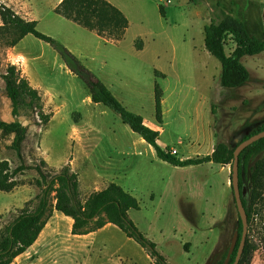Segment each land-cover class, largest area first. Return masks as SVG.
I'll return each mask as SVG.
<instances>
[{
  "label": "rangeland",
  "instance_id": "rangeland-1",
  "mask_svg": "<svg viewBox=\"0 0 264 264\" xmlns=\"http://www.w3.org/2000/svg\"><path fill=\"white\" fill-rule=\"evenodd\" d=\"M111 1L130 21L122 40L99 37L56 14L62 0H0V10L10 8L23 19L36 20L38 31L66 47L128 111L158 126L161 147L178 150L177 159L207 155L218 142L231 148L244 133L249 136L264 124V52L242 59L250 71L248 82L223 88L221 63L207 51L204 33L215 18L213 10L220 8L264 41V0ZM234 48L229 39L227 54ZM9 65L17 66L38 97L18 85L19 97L13 103L4 78ZM155 85L164 95L163 124L156 121ZM0 121H18L26 129L20 157L15 134L0 130V162H6L11 173L26 168L16 174L12 192L0 191L2 227L24 208H36V196L43 191L36 184L37 169L49 177L69 167L78 175L81 202L110 183L131 193L140 209L130 210L129 219L167 264L224 263L233 233L241 227L231 185L232 165H226L229 175L224 177L215 163L177 167L159 159L118 114L93 103L84 80L50 44L33 35L14 48L0 45ZM78 140H83L82 148L92 159L88 168L79 163L82 173L69 163L76 151L82 157V149H76ZM260 157L259 153L252 162ZM54 197L52 192L51 206ZM254 209L255 250L243 264H264V192ZM54 211L51 207V216ZM211 223L215 229H210ZM57 228L55 247L33 250L17 264L157 263L150 248L116 226L83 236L73 235L67 221L58 222Z\"/></svg>",
  "mask_w": 264,
  "mask_h": 264
},
{
  "label": "trees",
  "instance_id": "trees-1",
  "mask_svg": "<svg viewBox=\"0 0 264 264\" xmlns=\"http://www.w3.org/2000/svg\"><path fill=\"white\" fill-rule=\"evenodd\" d=\"M219 8V7H217ZM160 12L165 16L163 7ZM55 13L71 20L88 30L94 31L98 36L122 40L129 20L124 13L107 0H62L55 9ZM215 18L204 28L205 47L207 51L217 58L222 66L220 85L223 88L235 89L243 86L250 79L249 69L242 63L244 57H252L264 52V41L252 36L245 24L236 17L223 10H213ZM0 45L7 48L16 47L26 36L33 35L39 40L50 44L63 59L67 67L77 76L81 77L89 92L93 103L103 104L118 114L123 123L138 134L156 152L159 159L178 167L200 165L203 163H216L222 166L232 165L234 152L237 146L251 136L264 131V124L258 127L251 135H246L231 148L222 142L215 145L212 154L205 157L177 159L170 149H163L159 144L160 132L145 124L144 118L128 111L113 95L111 90L101 81L95 79L76 57L62 44L38 31L36 20H26L18 16L10 8L0 10ZM231 40L235 48L231 54L226 52V43ZM141 50V46H137ZM7 92L13 103L19 97V87L25 88L27 94L38 97L37 90L32 88L27 79L21 78L20 70L16 65H9L5 75ZM19 82V83H18ZM19 85V87H18ZM163 91L155 85V111L156 121L163 124ZM0 130L15 134V149L20 157L22 143L26 137V129L18 121L6 123L0 121ZM261 154L259 160L252 162L253 157ZM26 168L18 167L12 173L6 162H0V191L12 192L17 183L16 174ZM40 178L37 186L43 188L42 194L37 195L38 204L35 209H23L14 218L10 225L2 227L0 224V264H11L17 257L24 254L38 239L48 219L51 217L50 208L66 217L73 219L72 234L76 236L94 233L108 224L121 229L129 238L134 239L144 247L151 250L156 264H167L163 257L155 250V244L142 235L134 223L129 219L130 210H139V201L128 191L116 183H110L101 191L92 193L85 202L79 200V180L76 173L69 167L52 176L45 175L40 169ZM240 186L248 187L246 196L242 198L248 216V235L244 251L239 264H243L248 256L255 250L251 240V232L255 220V204L264 192V138L245 148L239 155ZM55 192V204L51 206L50 195ZM2 216H0V221ZM242 223L239 228L240 239L232 254L231 264L234 263L239 248Z\"/></svg>",
  "mask_w": 264,
  "mask_h": 264
},
{
  "label": "crops",
  "instance_id": "crops-1",
  "mask_svg": "<svg viewBox=\"0 0 264 264\" xmlns=\"http://www.w3.org/2000/svg\"><path fill=\"white\" fill-rule=\"evenodd\" d=\"M108 2H110L111 4H113L114 6H116L118 9H120L121 11H122V9L118 6V5H116V4H114V2L113 1H111V0H107ZM123 13H124V15L127 17V15L125 14V12L124 11H122ZM128 18V17H127ZM129 20V19H128ZM129 26H130V21H129ZM129 28V27H128ZM128 28H127V30H128ZM127 30H126V32H127ZM94 32V31H93ZM125 32V33H126ZM96 33V32H95ZM97 34V33H96ZM98 35V34H97ZM100 37V36H99ZM142 39V38H141ZM145 49V48H144ZM144 49H141V51H143ZM146 123V122H145ZM146 125H148L147 123H146ZM150 128H152V129H154V130H157V131H159L160 132V134H161V129L158 127V126H156V127H153V125H148ZM78 139H81V138H78ZM158 144L160 145V142L158 141ZM84 146V142H83V140H78V143L76 144V149H78V148H80V149H82L83 150V152H81L80 151V156H82V157H80V159L77 157V154L79 155V153H77V151L72 155L73 156V158L72 159H70L69 160V163H70V167L73 169V170H75V171H81L82 169H80L78 166H80L79 165V163L81 162V163H83V165H84V167L85 168H88L89 166H91L92 164L90 163L91 162V155L89 154V153H86L85 152V150L82 148ZM161 146V145H160ZM215 148V147H214ZM214 148L212 147V149L209 151V153H207V155H198L197 157H205V156H208V155H210V154H212V152L214 151ZM178 151V150H177ZM179 153V152H178ZM85 154V155H84ZM176 156V155H175ZM187 159H189V158H187ZM181 160H186V159H181ZM210 163H213V162H210ZM204 164V163H203ZM216 164V163H215ZM201 165V164H200ZM217 165H219V167H220V170L222 171V173L224 174V177L226 176H228L229 175V169L226 167V166H222V165H220V164H217ZM178 167V166H177ZM84 168V169H85ZM81 173H82V171H81ZM81 176H82V174H81ZM80 185H81V189H82V182L80 181ZM227 187H228V184L226 183V185H224L223 186V188L225 189L224 190V193H225V191H226V189H227ZM103 190V189H102ZM98 191H101V190H98ZM213 200V199H212ZM214 201V202H213ZM212 202H213V204L215 203V200H213ZM215 212V214H216V210L214 211ZM58 213L59 212H57V211H54L53 212V215L48 219V221H47V223H46V225H45V227H44V229H43V231L41 232V234L39 235V237H38V239H37V241L27 250V252L26 253H24V254H22L21 256H19V257H17L16 259H15V261L12 263V264H17V263H23L25 260V257L28 255V254H30V255H33L32 253H31V251H33V250H36V251H38V249H41V248H53V247H55V236H58V234H59V231H58V228H57V223L58 222H62V220L63 221H67L68 223H69V225H70V229L72 230V227H73V219L72 218H70V217H68V218H70L72 221L71 222H69L68 220H64V219H62V218H59V216H58ZM61 214V213H60ZM63 215V214H62ZM54 217H57V219H55V220H53V218ZM66 217V216H65ZM214 218V217H213ZM215 219V218H214ZM57 220H59V221H57ZM217 221V220H216ZM215 221V222H216ZM214 222V223H215ZM210 225H212V223L210 224ZM215 225V224H214ZM214 225H212L213 227L212 228H210V227H208V228H210V229H215V227H214ZM110 226H115V225H113V224H108V225H106L104 228H106V227H110ZM117 227V226H116ZM218 228V227H217ZM103 229V228H102ZM101 230V229H100ZM218 230V229H217Z\"/></svg>",
  "mask_w": 264,
  "mask_h": 264
},
{
  "label": "water",
  "instance_id": "water-1",
  "mask_svg": "<svg viewBox=\"0 0 264 264\" xmlns=\"http://www.w3.org/2000/svg\"><path fill=\"white\" fill-rule=\"evenodd\" d=\"M263 138H264V131L258 134H255L251 136L250 138H248L247 140L240 143L234 152V162L232 164V173H231V185H232L233 194L235 197V201H236V205H237L238 212L240 215L243 230H242L241 240H240L239 248L237 251L236 259L233 264H239L243 251H244L247 235H248V216H247L246 208L244 207L243 200H242V198L246 195V188L242 189L240 186L239 155L245 148H247L251 144ZM239 228L240 226H237L233 233L230 246H229V250H228V254L223 264H230L232 254L234 253L237 247V244L239 242V239H240Z\"/></svg>",
  "mask_w": 264,
  "mask_h": 264
},
{
  "label": "built area",
  "instance_id": "built-area-1",
  "mask_svg": "<svg viewBox=\"0 0 264 264\" xmlns=\"http://www.w3.org/2000/svg\"><path fill=\"white\" fill-rule=\"evenodd\" d=\"M170 152H171V154H172V155H174V156H175V155H176V153H177V151H176V150H170Z\"/></svg>",
  "mask_w": 264,
  "mask_h": 264
},
{
  "label": "flooded vegetation",
  "instance_id": "flooded-vegetation-1",
  "mask_svg": "<svg viewBox=\"0 0 264 264\" xmlns=\"http://www.w3.org/2000/svg\"><path fill=\"white\" fill-rule=\"evenodd\" d=\"M243 188H246V194H247V192H248V187L247 186H243ZM242 188V189H243ZM246 196V195H245ZM231 259H232V257H231ZM230 264H231V261H230Z\"/></svg>",
  "mask_w": 264,
  "mask_h": 264
}]
</instances>
